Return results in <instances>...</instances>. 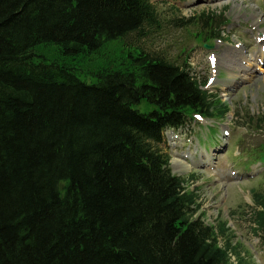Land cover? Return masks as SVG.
<instances>
[{"label": "trees", "instance_id": "trees-1", "mask_svg": "<svg viewBox=\"0 0 264 264\" xmlns=\"http://www.w3.org/2000/svg\"><path fill=\"white\" fill-rule=\"evenodd\" d=\"M184 1L0 0V264H232L228 222L205 223L165 151L230 112L186 48L150 49L164 23L221 40L224 15L185 22Z\"/></svg>", "mask_w": 264, "mask_h": 264}, {"label": "rangeland", "instance_id": "rangeland-1", "mask_svg": "<svg viewBox=\"0 0 264 264\" xmlns=\"http://www.w3.org/2000/svg\"><path fill=\"white\" fill-rule=\"evenodd\" d=\"M219 1L185 0L176 5L185 22L196 23L202 13L223 14L226 25L221 28V40L203 43L197 36L199 26L178 29L164 23L148 43L150 49L174 58L186 48L193 71L208 82L216 101L230 110L224 118L198 119L179 131L168 130L165 151L174 174L190 177L187 187L197 194L205 223L228 222L237 252H232L231 262L264 264V235L255 231L248 216L255 208L252 191L264 193V71L258 70H264V63L254 62L249 80L241 79L239 72L231 76L232 71L221 63L223 56L239 51L246 57H255L259 51L264 54V43L258 42L264 39V0ZM159 8L166 22L172 14L167 11L169 5L160 3ZM152 107L143 102L137 109L148 112ZM176 155L190 156L180 158L192 169L179 172L172 164ZM205 156L211 157L210 163L204 162Z\"/></svg>", "mask_w": 264, "mask_h": 264}, {"label": "bare ground", "instance_id": "bare-ground-1", "mask_svg": "<svg viewBox=\"0 0 264 264\" xmlns=\"http://www.w3.org/2000/svg\"><path fill=\"white\" fill-rule=\"evenodd\" d=\"M210 1H214V0H210ZM216 1L217 3L220 2L219 0ZM225 1L227 2L228 0ZM253 17L257 18L258 16L256 14H253ZM259 22H261V20H259ZM258 42L264 43V39H261ZM254 62L264 63V54L262 53V51H259L255 57H246L245 55H243L241 51H239L238 53H234L232 55H225L221 58V63L223 64V66L227 67L228 69H230V71H232L230 73L231 76H236V72H239L241 74V79L243 80H249L253 76L252 65H254ZM258 70L264 71L262 67H258ZM178 156L176 155L172 160V164L175 165L178 171L183 173L191 170L192 166H190L188 163L184 162L183 159L180 158V157L188 158L190 156L188 155H181V156L178 155ZM205 158H207V160L204 162L210 163L211 157L205 156Z\"/></svg>", "mask_w": 264, "mask_h": 264}, {"label": "water", "instance_id": "water-1", "mask_svg": "<svg viewBox=\"0 0 264 264\" xmlns=\"http://www.w3.org/2000/svg\"><path fill=\"white\" fill-rule=\"evenodd\" d=\"M205 48H209L208 45H204Z\"/></svg>", "mask_w": 264, "mask_h": 264}]
</instances>
